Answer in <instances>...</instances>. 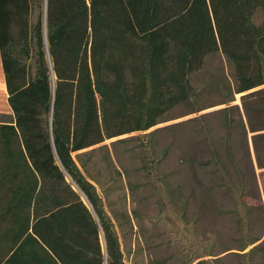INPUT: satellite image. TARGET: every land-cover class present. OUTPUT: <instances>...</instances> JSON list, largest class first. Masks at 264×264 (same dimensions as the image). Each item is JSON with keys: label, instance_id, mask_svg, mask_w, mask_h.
Segmentation results:
<instances>
[{"label": "trees", "instance_id": "trees-1", "mask_svg": "<svg viewBox=\"0 0 264 264\" xmlns=\"http://www.w3.org/2000/svg\"><path fill=\"white\" fill-rule=\"evenodd\" d=\"M0 50V264H126L90 156L168 122L211 54L234 71L222 104L244 95L220 112L227 157L251 132L264 168V0H0Z\"/></svg>", "mask_w": 264, "mask_h": 264}, {"label": "rangeland", "instance_id": "rangeland-1", "mask_svg": "<svg viewBox=\"0 0 264 264\" xmlns=\"http://www.w3.org/2000/svg\"><path fill=\"white\" fill-rule=\"evenodd\" d=\"M233 77L221 53L209 55L191 77L193 97L168 122L106 140L90 156L85 174L105 200L126 264H264V169L239 129L228 159L221 125V110L243 113L244 95L222 104L233 97Z\"/></svg>", "mask_w": 264, "mask_h": 264}, {"label": "crops", "instance_id": "crops-1", "mask_svg": "<svg viewBox=\"0 0 264 264\" xmlns=\"http://www.w3.org/2000/svg\"><path fill=\"white\" fill-rule=\"evenodd\" d=\"M2 115L11 116L12 115V109H11V107L9 105V101H8V91H7V86H6V79H5L3 61H2L1 50H0V116H2ZM253 136H254V133L248 132L247 142L244 139V144H245V146L249 147L250 152H251V149H252V151H254ZM257 167H258V165H257Z\"/></svg>", "mask_w": 264, "mask_h": 264}, {"label": "water", "instance_id": "water-1", "mask_svg": "<svg viewBox=\"0 0 264 264\" xmlns=\"http://www.w3.org/2000/svg\"><path fill=\"white\" fill-rule=\"evenodd\" d=\"M69 178V177H68ZM69 180H70V178H69ZM83 199L86 201V203L87 204H89V202L87 201V199H86V197L85 196H83ZM91 205L89 204V207H90Z\"/></svg>", "mask_w": 264, "mask_h": 264}]
</instances>
